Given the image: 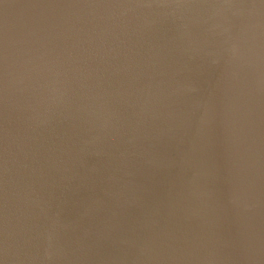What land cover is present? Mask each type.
Instances as JSON below:
<instances>
[{
    "label": "water",
    "instance_id": "95a60500",
    "mask_svg": "<svg viewBox=\"0 0 264 264\" xmlns=\"http://www.w3.org/2000/svg\"><path fill=\"white\" fill-rule=\"evenodd\" d=\"M0 264H264V0H0Z\"/></svg>",
    "mask_w": 264,
    "mask_h": 264
}]
</instances>
